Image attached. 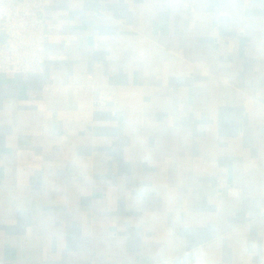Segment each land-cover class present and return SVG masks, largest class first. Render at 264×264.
Segmentation results:
<instances>
[{"label": "crops", "instance_id": "1", "mask_svg": "<svg viewBox=\"0 0 264 264\" xmlns=\"http://www.w3.org/2000/svg\"><path fill=\"white\" fill-rule=\"evenodd\" d=\"M43 1L42 70L0 73V264H264V0Z\"/></svg>", "mask_w": 264, "mask_h": 264}, {"label": "built area", "instance_id": "2", "mask_svg": "<svg viewBox=\"0 0 264 264\" xmlns=\"http://www.w3.org/2000/svg\"><path fill=\"white\" fill-rule=\"evenodd\" d=\"M43 0H0V73L40 72L43 48L48 34L45 30ZM229 183L221 174L216 177L219 191Z\"/></svg>", "mask_w": 264, "mask_h": 264}, {"label": "water", "instance_id": "3", "mask_svg": "<svg viewBox=\"0 0 264 264\" xmlns=\"http://www.w3.org/2000/svg\"><path fill=\"white\" fill-rule=\"evenodd\" d=\"M3 38V35L0 36V39Z\"/></svg>", "mask_w": 264, "mask_h": 264}]
</instances>
